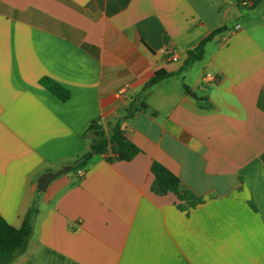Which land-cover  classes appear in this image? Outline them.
<instances>
[{
	"label": "crops",
	"instance_id": "crops-1",
	"mask_svg": "<svg viewBox=\"0 0 264 264\" xmlns=\"http://www.w3.org/2000/svg\"><path fill=\"white\" fill-rule=\"evenodd\" d=\"M92 124L141 152L69 170ZM153 162L202 202L152 193ZM30 209L9 264H264V0H0V215Z\"/></svg>",
	"mask_w": 264,
	"mask_h": 264
},
{
	"label": "trees",
	"instance_id": "trees-1",
	"mask_svg": "<svg viewBox=\"0 0 264 264\" xmlns=\"http://www.w3.org/2000/svg\"><path fill=\"white\" fill-rule=\"evenodd\" d=\"M223 29H218L212 34L204 38L197 48L188 52V58L184 64V69L191 63L200 60L204 55V46L215 35L221 33ZM169 75L163 71L156 72L154 76L145 85L144 90L150 91L151 88L159 83V81ZM42 84L46 85L50 91L56 94L61 100H66L69 96L68 91L60 87L51 80L45 79ZM184 90L188 93L189 89L184 86ZM144 108L145 106L142 105ZM95 134V138L91 143L90 150L83 155L76 163L70 165V169L85 164L94 155L104 154L108 160L130 161L141 151L130 140H128L121 130L119 124L114 125L107 134L98 126L92 124L89 128ZM151 172L154 175V182L150 187V191L156 195H165L172 193L177 197L178 208L184 210L192 208L202 202V198L196 196L193 192L180 189L179 179L161 166L157 162L151 165ZM34 210L30 209L26 214L22 226L14 228L8 224L0 215V264H9L15 257L17 252H22L28 242L31 234L30 218Z\"/></svg>",
	"mask_w": 264,
	"mask_h": 264
},
{
	"label": "water",
	"instance_id": "water-1",
	"mask_svg": "<svg viewBox=\"0 0 264 264\" xmlns=\"http://www.w3.org/2000/svg\"><path fill=\"white\" fill-rule=\"evenodd\" d=\"M192 97H196L193 93H191ZM69 169L68 166H65L55 172H46L42 174L38 179H37V186L36 189L39 192H45L49 184L54 181L56 178L61 176L63 173H65Z\"/></svg>",
	"mask_w": 264,
	"mask_h": 264
},
{
	"label": "built area",
	"instance_id": "built-area-1",
	"mask_svg": "<svg viewBox=\"0 0 264 264\" xmlns=\"http://www.w3.org/2000/svg\"><path fill=\"white\" fill-rule=\"evenodd\" d=\"M169 52V51H168ZM172 60L176 61V58L175 56H173ZM216 80V78L212 75V74H209V73H205L203 76H202V81L204 83H209V82H214ZM77 175L79 177H82L83 176V172L82 171H77Z\"/></svg>",
	"mask_w": 264,
	"mask_h": 264
}]
</instances>
